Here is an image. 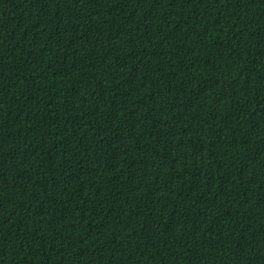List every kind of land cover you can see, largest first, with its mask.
<instances>
[{"label":"trees","instance_id":"trees-1","mask_svg":"<svg viewBox=\"0 0 264 264\" xmlns=\"http://www.w3.org/2000/svg\"><path fill=\"white\" fill-rule=\"evenodd\" d=\"M0 264H264V0H0Z\"/></svg>","mask_w":264,"mask_h":264}]
</instances>
